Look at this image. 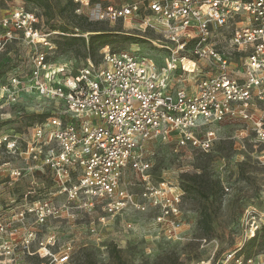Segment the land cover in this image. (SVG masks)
Wrapping results in <instances>:
<instances>
[{
	"label": "built area",
	"instance_id": "2783aa9c",
	"mask_svg": "<svg viewBox=\"0 0 264 264\" xmlns=\"http://www.w3.org/2000/svg\"><path fill=\"white\" fill-rule=\"evenodd\" d=\"M15 1L0 9V51L13 42L28 45L31 69L0 78V99L15 103L35 95L64 110L54 108L34 123L27 138L0 134V187L10 192V202L0 207V264H27L36 256L64 264L68 254L51 253L55 237L44 235L43 227L74 207L100 206L113 216L130 207L152 210L157 228L180 235L185 190L168 179L154 180L144 154L147 141L208 153L216 141L209 127L240 119L251 121L264 142V114L254 112L264 104V0H73L76 13L129 23L142 33H125L138 38L136 49L107 44L98 60L89 58L76 69L51 58L57 49L51 35L67 34L43 28L38 5ZM140 39L158 57L147 54ZM4 153L28 166L2 160ZM42 168L51 175L48 193L65 197L63 202L35 186L16 193L26 171ZM128 171L137 176V194L127 187ZM260 229L250 228L240 246L193 264H264V252L243 250Z\"/></svg>",
	"mask_w": 264,
	"mask_h": 264
},
{
	"label": "rangeland",
	"instance_id": "374dc122",
	"mask_svg": "<svg viewBox=\"0 0 264 264\" xmlns=\"http://www.w3.org/2000/svg\"><path fill=\"white\" fill-rule=\"evenodd\" d=\"M16 3L15 0H4L3 9L8 10ZM25 6L36 5L27 3ZM36 7L44 21L43 28L48 31L62 28L69 32L79 31V38L74 43H68L61 35H51L57 45L51 55L56 64L76 69L85 65L89 58L98 60L101 47L95 45L93 48L90 44L91 35L96 33H108L113 49L138 47L132 44L138 38L125 33H142L128 28L129 23L98 21L86 13H76L71 0H47L46 5ZM139 42L147 54L158 57L148 50L147 40L140 39ZM29 50L28 45L13 42L0 51V78L6 80L11 72L28 73L31 69ZM54 108L57 112L64 110L58 103L45 102L35 95H23L15 103L0 99V134L16 132L27 138L30 127L43 121ZM254 112L264 114V104L257 103ZM252 124L240 119L212 124L209 128L215 131L216 141L208 153L180 147L174 141H147L144 154L152 165L155 181L168 179L183 188L191 185L190 177L202 174L205 181L218 183V191L208 198L199 191H185L184 225L177 237H169L156 227L152 210L138 211L130 207L113 216L107 215L100 206L92 211L74 207L43 227L44 235L55 237L51 253L68 254L64 264H193L240 246L250 228L264 225V142L259 140ZM1 159L11 160L16 167L28 166L20 156L4 153ZM125 180L131 193L140 191L134 172L128 171ZM38 183H41L40 188ZM19 184L20 190H15L16 193L35 186L40 194L46 193L53 200L63 202L65 199H54V195L48 193L52 192L53 184L50 172L45 168L31 173L26 171ZM9 194L8 189L0 187V207L10 202ZM204 209L213 218L214 234L210 236L202 234L198 228ZM103 216H106L105 220ZM254 250L264 252L258 244ZM45 262L49 263L50 259L39 262L32 257L27 260V264Z\"/></svg>",
	"mask_w": 264,
	"mask_h": 264
},
{
	"label": "trees",
	"instance_id": "16d2710c",
	"mask_svg": "<svg viewBox=\"0 0 264 264\" xmlns=\"http://www.w3.org/2000/svg\"><path fill=\"white\" fill-rule=\"evenodd\" d=\"M3 1L4 0H0V9L3 8ZM24 1L38 6L46 5L47 2V0H24ZM71 4L74 5L75 7L73 0H71ZM60 31L65 32L67 34V35H61V37L63 38L65 37V39L68 40V43H74L79 38V36L75 35V29L73 30V32H69L66 28H62V30ZM128 36L135 38V36H131V35ZM110 42L111 39L108 33H96L94 35H91L90 44L93 48H95V45L97 47L99 46L102 48L103 46L109 44ZM190 178L192 181L191 185L183 187V189L189 193L192 191H196V192L199 191L203 196L208 198L211 193L218 191L217 188L218 183L214 181H210V182L205 181V179H203L202 174H196ZM198 228L200 229L201 233L206 236H210L214 234L212 214L206 209L201 211L200 218L198 220ZM257 244L261 247V249H264V225H262L260 231L256 234V236L248 240L245 246L243 247L245 254L251 255L254 252H260L254 250V247ZM34 258H36L39 262L42 261V259L38 256Z\"/></svg>",
	"mask_w": 264,
	"mask_h": 264
}]
</instances>
